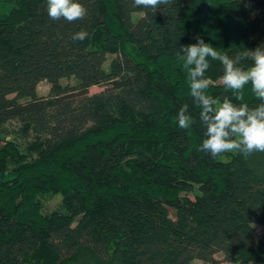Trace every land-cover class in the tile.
<instances>
[{
    "label": "trees",
    "instance_id": "1",
    "mask_svg": "<svg viewBox=\"0 0 264 264\" xmlns=\"http://www.w3.org/2000/svg\"><path fill=\"white\" fill-rule=\"evenodd\" d=\"M81 3L87 15L73 22L50 19L46 0L0 3V264L214 263L218 253L264 264V152L198 151L205 128L176 54L197 35L229 56L264 43V0ZM80 30L88 38L73 40ZM209 63L208 92L223 95L222 66ZM244 102L259 103L250 85ZM184 103L188 129L175 119Z\"/></svg>",
    "mask_w": 264,
    "mask_h": 264
},
{
    "label": "clouds",
    "instance_id": "2",
    "mask_svg": "<svg viewBox=\"0 0 264 264\" xmlns=\"http://www.w3.org/2000/svg\"><path fill=\"white\" fill-rule=\"evenodd\" d=\"M50 19H65L73 22L87 15L81 0H46ZM175 0H133L134 7L157 9L170 6ZM88 38L86 30L75 32L73 40ZM196 43L184 44L177 49V57L186 72L190 97L200 109L199 118L205 128L204 139L198 151L209 153L213 159L224 153H238L245 158L254 152H264V43L254 49L243 48L229 56L218 51L211 43L197 35ZM209 58L222 66L221 83L225 94L211 95L210 80L205 73L210 68ZM259 101L255 106L244 102V89ZM180 129H188L194 120L189 114V105L184 103L176 113Z\"/></svg>",
    "mask_w": 264,
    "mask_h": 264
},
{
    "label": "rangeland",
    "instance_id": "3",
    "mask_svg": "<svg viewBox=\"0 0 264 264\" xmlns=\"http://www.w3.org/2000/svg\"><path fill=\"white\" fill-rule=\"evenodd\" d=\"M3 1L4 0H0V3ZM112 58H113V56H109L108 61L105 63L106 68H108V63L110 62V60ZM61 82L64 85H66V84L75 85L77 83L74 78H64L61 80ZM104 88L105 87H102V86H94L90 89V93H95V92L101 91ZM49 90H50V84L46 80L39 83V85H38L39 95L46 96V95H48ZM223 158L227 159L225 156ZM62 199H63V197L60 194L52 195V196L48 195L45 198H43L42 200H43L45 211H52V210L56 209L57 207H59ZM256 228L260 232L264 231V226L256 225ZM216 259H217V261L214 263H205L201 260H196L194 262V264H233V263L225 261L223 253H218L216 255Z\"/></svg>",
    "mask_w": 264,
    "mask_h": 264
}]
</instances>
